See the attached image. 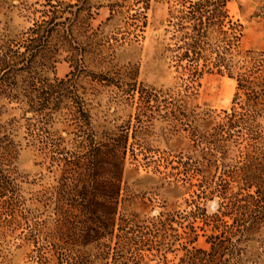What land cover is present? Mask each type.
Wrapping results in <instances>:
<instances>
[{
	"label": "trees",
	"instance_id": "1",
	"mask_svg": "<svg viewBox=\"0 0 264 264\" xmlns=\"http://www.w3.org/2000/svg\"><path fill=\"white\" fill-rule=\"evenodd\" d=\"M104 1L110 20L125 0ZM149 1L134 0L142 9ZM173 1L179 7L169 12L165 32L171 42L162 53L191 79L215 70L235 82L231 106L218 120L190 108L188 94L152 91L147 97L137 90L140 101L162 96L161 118L171 132L186 133L197 158H181L180 170L198 180L196 197L221 200L212 214L194 204L200 229L211 232L209 248L192 245L198 237L194 224L179 234L173 213L138 222L121 210L128 130L98 132L79 91L85 80L114 81L86 64L99 44L89 20L102 4L18 0L19 13L31 23L17 34L0 27V116L8 104L20 110L27 145L57 176L55 184L23 197L14 165L19 144L10 131L18 121L0 122V215L8 227L33 220L27 239L38 264H137L142 250L166 264L165 252L175 244L183 254L172 264H240L264 226V52L240 50L241 25L229 17V0ZM63 54L71 70L63 78L50 77ZM213 170L219 175L213 177Z\"/></svg>",
	"mask_w": 264,
	"mask_h": 264
},
{
	"label": "rangeland",
	"instance_id": "2",
	"mask_svg": "<svg viewBox=\"0 0 264 264\" xmlns=\"http://www.w3.org/2000/svg\"><path fill=\"white\" fill-rule=\"evenodd\" d=\"M33 1L29 0V3ZM97 2L102 5L93 8L89 23L93 30L98 29L99 44L95 52L86 56V64L96 72L108 74L114 81L93 85L85 80L79 84V91L98 132L114 130V126L128 130L123 180L125 201L121 210L138 222L160 213H173V226L178 233H182L184 226L194 224L198 237L192 245L207 250L206 237L211 232L207 227L200 229L202 223L193 214L194 204L199 203L207 214H212L221 200L212 195L196 197L198 180L193 175H182L180 170L181 158H197L194 154L191 156L193 148L186 133L171 132L161 118L162 96L157 100L144 98L140 101L138 92L142 90L147 97L152 91L182 97L188 94L186 100L190 108L209 111L218 120L222 110L231 106L235 82L215 70H203L191 79L175 69L169 54L162 53V47L171 42V33L165 29L170 30L167 27L170 10L175 13L179 7L175 1L150 0L147 8L142 9L134 0H125L110 20H107L109 9L105 1ZM0 3L3 6L0 8V27H7L11 34H17L30 26L31 19L19 13L18 0H0ZM227 10L231 20L241 25L240 50L264 52V0H229ZM70 70L63 54L49 76L63 78ZM13 117L18 122L10 131L19 144L14 165L22 195L30 198L42 188L55 184L57 175L48 173L41 157L27 145L21 112L14 104H8L0 122L9 123ZM211 174L218 176L219 170H213ZM1 219L2 214L0 264H38L33 243L27 239L28 225L33 227V220L29 218L26 224L22 219L19 224L8 227ZM224 219L230 222L227 217ZM38 243H41L40 239ZM182 254L180 245H173L165 252L166 264L177 263ZM141 255L137 264H163L161 256L145 250ZM240 264H264V226L248 244Z\"/></svg>",
	"mask_w": 264,
	"mask_h": 264
}]
</instances>
